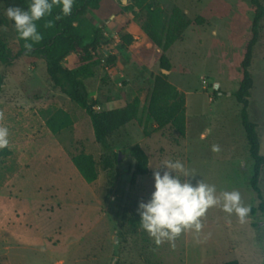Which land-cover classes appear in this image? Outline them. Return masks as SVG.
<instances>
[{"label": "rangeland", "instance_id": "obj_1", "mask_svg": "<svg viewBox=\"0 0 264 264\" xmlns=\"http://www.w3.org/2000/svg\"><path fill=\"white\" fill-rule=\"evenodd\" d=\"M148 3L163 18L181 13L188 22L164 53L168 73L159 66L160 51L144 37L145 11L133 9L101 24L100 48L93 57L99 64L85 79L90 100L101 106L96 112L122 108L134 97L140 100L138 119L110 139L120 155L112 187L101 169L102 149L88 116L52 87L44 61L21 57L10 66L0 64V123L10 133L9 147L0 150V264H264V169L257 194L250 187L253 161L240 123L241 105L233 96L242 79L240 64L255 10L250 0ZM260 4L264 7V0ZM0 18H6L1 1ZM0 36L15 49L9 26L0 27ZM123 36L131 37L130 44ZM74 62L71 54L63 64L72 68ZM248 72L252 88L246 113L264 156V18ZM160 74L185 96L183 139L169 127L158 130L146 121L153 78ZM45 110L65 112L72 126L52 135L40 113ZM135 144L148 158V174L131 185L134 160L129 151ZM213 144L220 146L219 153L211 151ZM81 153L95 164L92 184L83 181L70 161ZM177 159L197 174L189 178L194 185L203 179L218 193L239 191L251 209L246 222L212 208L200 242L186 233L174 248L167 242L156 246L141 228L131 230L128 220L154 191L153 168Z\"/></svg>", "mask_w": 264, "mask_h": 264}, {"label": "trees", "instance_id": "obj_2", "mask_svg": "<svg viewBox=\"0 0 264 264\" xmlns=\"http://www.w3.org/2000/svg\"><path fill=\"white\" fill-rule=\"evenodd\" d=\"M6 14L8 7L20 6L27 8L30 0H0ZM254 8V16L251 24V38L245 49L243 61L240 64L242 79L237 91L233 94L237 103L241 105L239 118L241 127L249 147V155L253 161V173L250 179V187L253 192L259 194L257 187L261 171L264 169V156L260 153L255 125L248 120L246 108L247 99L252 88V78L248 68L252 61V49L258 38V25L264 18V7L260 0H250ZM137 9L145 11L146 23L143 26V34L151 46L160 51L158 56L159 66L162 70L169 71V62L164 53L176 40L177 36L186 28L187 20L181 13H172L168 18H163L158 9L153 8L148 0H130L128 5L122 6L114 0H74L72 13L63 16L60 8H54L50 16H46L37 22L38 30L43 35L40 43L33 45V50L27 52L23 47L24 41L18 40L14 29V22L6 18H0V27L7 25L14 33V50L2 40L0 36V64L10 66L21 57H36L44 61L46 74L52 87L58 89L61 94L74 103L88 116L93 132L94 140L101 146V169L106 174L107 184L114 185V175L118 154L113 150L111 137L129 123L138 119L140 100L134 97L122 108L96 112V102L90 100L86 88L85 79L92 77V67L99 64L93 59V55L100 48L102 29L110 17L124 16L129 11ZM61 15V19L55 17ZM53 21L51 28L44 27L47 21ZM123 42L130 44L131 37L123 36ZM71 54L75 55L74 67L64 66V60ZM110 58L108 62H112ZM4 77L0 74V93L3 87ZM45 125L52 135L72 126L70 117L61 110L41 111ZM146 121H152L158 130L169 127L176 134L177 139L185 137V96L168 83L162 74L153 78L152 88L145 108ZM129 156L134 160L133 172L130 184L134 185L137 177L148 174V158L138 144L131 147ZM78 174L87 184H92L97 179V171L92 158L85 154H79L70 158ZM264 209V204H260ZM139 214L128 220V227L135 230L140 227ZM221 264H238L236 261Z\"/></svg>", "mask_w": 264, "mask_h": 264}, {"label": "clouds", "instance_id": "obj_3", "mask_svg": "<svg viewBox=\"0 0 264 264\" xmlns=\"http://www.w3.org/2000/svg\"><path fill=\"white\" fill-rule=\"evenodd\" d=\"M74 0H30L27 8L8 7L6 16L14 22L18 40H23L27 52L33 45L42 41L43 35L38 30L37 22L50 16L54 8H60L63 16L72 13ZM61 19V15L55 17ZM49 20L44 27H53ZM6 30V29H5ZM4 113L0 112V121ZM9 129L0 123V150L9 147ZM202 139L206 138L203 134ZM213 153H219L218 144L211 146ZM154 191L147 202L141 201L138 206L140 227L153 240L156 246L165 242L173 248L175 241L183 234L191 233L199 243L204 229V218L210 209L219 207L228 216L233 214L243 224L251 211L243 203L237 190L217 192L214 184L199 180L194 185L189 178L197 174L190 171L180 160H165L159 167L153 168ZM175 175H172V173Z\"/></svg>", "mask_w": 264, "mask_h": 264}, {"label": "water", "instance_id": "obj_4", "mask_svg": "<svg viewBox=\"0 0 264 264\" xmlns=\"http://www.w3.org/2000/svg\"><path fill=\"white\" fill-rule=\"evenodd\" d=\"M126 2H127V0H121V5H122V6H125ZM112 17H113V16H112ZM162 73H163V74H167L168 71H166V70H162ZM119 160H120V155L118 154L117 161H119Z\"/></svg>", "mask_w": 264, "mask_h": 264}, {"label": "crops", "instance_id": "obj_5", "mask_svg": "<svg viewBox=\"0 0 264 264\" xmlns=\"http://www.w3.org/2000/svg\"><path fill=\"white\" fill-rule=\"evenodd\" d=\"M95 97H96V96H92L93 99H95ZM95 108H96V109H99V108H101V106L96 105Z\"/></svg>", "mask_w": 264, "mask_h": 264}, {"label": "built area", "instance_id": "obj_6", "mask_svg": "<svg viewBox=\"0 0 264 264\" xmlns=\"http://www.w3.org/2000/svg\"><path fill=\"white\" fill-rule=\"evenodd\" d=\"M117 41H118V40H117ZM92 55H93V57H94L95 54H92ZM95 109H96V108H95Z\"/></svg>", "mask_w": 264, "mask_h": 264}]
</instances>
